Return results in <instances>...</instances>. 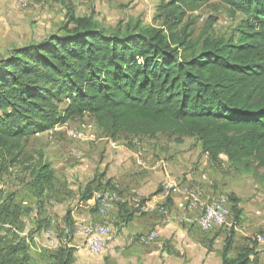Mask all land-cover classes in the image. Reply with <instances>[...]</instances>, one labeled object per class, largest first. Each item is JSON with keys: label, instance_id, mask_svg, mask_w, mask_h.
<instances>
[{"label": "trees", "instance_id": "1", "mask_svg": "<svg viewBox=\"0 0 264 264\" xmlns=\"http://www.w3.org/2000/svg\"><path fill=\"white\" fill-rule=\"evenodd\" d=\"M209 1L161 0L154 15L160 25L136 19L112 30L92 15L70 12L63 33L1 57L0 171L23 163L29 135L85 113L112 139L168 134L179 143L193 137L213 167L224 155L232 169L264 168V0H216L230 16L239 15L238 24L230 34H218L210 16L194 35L188 13ZM29 176L37 198L57 181L41 159ZM103 177L88 181L80 200L113 187ZM13 197L0 201V264H31L30 239L18 234ZM228 201L237 221L239 200L231 193ZM119 208L120 223L136 215L125 203ZM59 243L53 264H72L74 249L66 237ZM232 243L229 235L221 264H249L256 242L234 257Z\"/></svg>", "mask_w": 264, "mask_h": 264}, {"label": "rangeland", "instance_id": "2", "mask_svg": "<svg viewBox=\"0 0 264 264\" xmlns=\"http://www.w3.org/2000/svg\"><path fill=\"white\" fill-rule=\"evenodd\" d=\"M160 1L0 0V58L9 56L13 48L39 42L50 34L63 33L62 27L67 21L70 12L76 15H92L101 26L109 30L114 29L118 25L123 26L128 21L136 19L144 23L160 25V21L154 20L156 8ZM210 16L215 18L213 28L218 34H230L240 18L239 15L230 16L223 3L210 0L188 13V20L194 22L191 25L194 29V35L203 29ZM106 137L108 136L97 126L94 117L88 113L82 116L70 117L50 130L27 137L22 153L25 157L23 163L15 164L12 168L3 172L0 171V201L9 194L12 197L15 196L13 200L18 204L20 214V222L18 224L21 229L18 231L20 236L34 239L30 237V234L34 232L40 219H43L41 212L46 209L47 213L48 208L53 206V197L56 193L64 196L63 201L57 203L60 205L55 206L56 212H54V216L57 219H62L67 214V211L72 209L77 203L78 194L85 183L99 175L104 169H107L108 165L114 161V158H108L111 155L110 151L114 150L113 152H115L116 149L125 150L127 146L132 144V139L136 147L137 145L141 146L142 142V147L145 148V151L148 149L158 151L157 154L160 155L157 156L162 157L163 160L178 158L176 157L178 154L181 161L190 158L187 163L189 168L194 169L197 164L201 165L195 173L200 180H197L198 182L196 180L190 181L188 185L200 189L203 197H205L204 189L206 191H217L214 192L215 195L212 197L222 196L227 200L229 194L234 190L233 187L243 186L244 189H247L249 193L243 201L244 208L248 209V207H251V213L256 218L252 220L253 224L251 225H248L250 223L249 215H244L246 212L242 216L240 213L239 219L241 223L244 222L246 232L249 233L248 240L251 239L250 236L252 235L251 241H255L259 247L256 237L264 236V168H251L250 170L242 168L238 170L232 169L228 166L227 158L224 155H221L222 164L218 167H213L207 162L206 156L200 152V143L193 137H185L178 143L174 141V137L168 134H158L153 138L145 137L141 141L140 137L127 138L124 134H120L116 140L115 147L109 143V140L105 139ZM100 138L103 139L100 140ZM38 159L48 161L57 177V181L43 195V199H46L45 203L41 200L42 198L39 199L33 194L31 195L32 192L30 193L32 190L29 186V170L36 164ZM188 166L186 170H188ZM192 169H190L191 172L193 171ZM183 171L180 168L177 170L176 179L179 181L186 179L184 177L186 173ZM133 198L134 196L132 195L131 201ZM22 200H26L27 204L22 205ZM227 205L229 208L232 207L229 201ZM131 209L135 210L133 205ZM160 210L166 212L165 209ZM256 210L259 212H255ZM135 214H138L136 210ZM229 214L230 218L226 227H229L231 222L236 219L235 212L232 209H230ZM114 226L115 222L113 223ZM110 227L112 230L111 225ZM48 230L50 229H47L46 232ZM111 230L110 233L112 232ZM1 232L4 231L2 230ZM69 232L65 231V235L62 237L68 239ZM56 233H59V231L56 230ZM53 235L57 237L58 244V236L54 233ZM47 239L51 243L50 238ZM35 242L36 240H30V245L32 244V247H34L32 249L29 246L30 263L53 264L52 250L41 245L40 243L42 242H36L41 250L36 251Z\"/></svg>", "mask_w": 264, "mask_h": 264}, {"label": "crops", "instance_id": "3", "mask_svg": "<svg viewBox=\"0 0 264 264\" xmlns=\"http://www.w3.org/2000/svg\"><path fill=\"white\" fill-rule=\"evenodd\" d=\"M117 138L106 137L105 139L109 140V143L115 147ZM143 138L145 137H140V141ZM131 143L125 150L116 149L115 152L111 150V155L108 158H114V161L108 165L107 169L102 171L104 172L102 181L111 180L112 184L118 186L121 193V197L119 194V200L107 210L106 215H101L96 211L92 198L80 200L79 193L77 203L67 211L68 218L65 214L62 219H57L54 216L55 206L60 205L57 203H61L64 196L56 193L53 197V206L48 208L47 213L46 209L41 212L43 219H40L34 232L30 234V237L34 238L30 240L42 242L41 245L53 252L61 246V243L54 244L55 246L49 243L46 230H52L58 236V239H61V236L65 235V229H68L70 232L66 246L74 249L72 264H221L225 241L229 235H232L233 241L229 252L231 257H234L243 245L252 246L250 243L252 235L250 236L251 239L248 240L249 233L246 232L244 222L241 223L240 219L231 222L230 228L225 226L202 230L197 224L201 210L186 205V195L182 192V188L185 187L187 194L188 189L193 187L188 185L189 182L200 180L195 173L201 165L197 164L194 169L189 168L187 163L190 158L181 161L178 154L176 156L178 158L163 160L162 157L157 156L160 155L157 154L158 151H153L154 149L145 151L142 142L141 146L137 145V147L132 139ZM187 166L188 170H186ZM179 168L186 173L184 175L185 180L179 181L176 179ZM190 169L193 171L191 172ZM166 180H170L173 185L177 186V189L166 191L165 186H162V183ZM158 189L161 190L156 193ZM233 189L231 193L239 200L238 207L241 209V216L246 212L244 215H249L250 220L248 225L253 224L252 220L256 216L251 213V207L244 208L243 202L249 191L244 189L243 186L233 187ZM204 190L206 198L212 197L215 195L214 192H217ZM131 192H135L132 201ZM43 195L40 198L45 203L46 199H43ZM141 197L147 198L146 201L149 204L147 212L136 214L127 223H120V204L125 203L131 209L132 202L140 203ZM168 198L170 202H167ZM22 203V205H26L27 201L22 200ZM162 207L166 212L160 210ZM133 208L138 212L134 205ZM255 212L258 213L259 211L256 210ZM114 222L115 226L113 227ZM90 223L93 224L88 225ZM108 223L112 226V232L107 236L104 250L101 253L91 252L86 248L83 239L84 226H91L88 227V234L91 235L96 227L100 225L105 224L111 229ZM56 230L59 233H56ZM152 230L156 231L154 239L148 242L139 239L141 235H145ZM231 231L233 232L231 233ZM36 242L35 250L39 251L40 247ZM30 247L34 248L32 244ZM254 250L256 255L251 256L249 264H264V255L257 243Z\"/></svg>", "mask_w": 264, "mask_h": 264}, {"label": "built area", "instance_id": "4", "mask_svg": "<svg viewBox=\"0 0 264 264\" xmlns=\"http://www.w3.org/2000/svg\"><path fill=\"white\" fill-rule=\"evenodd\" d=\"M162 186H165V190L169 191L170 189L176 190L177 186L173 185V183L170 180H166L162 183ZM100 192L102 193V196L105 197L107 193H110V191H104L100 188ZM182 192L186 195V205L189 206H196V207H203L205 209V216H199L197 223H201L206 229L210 230L213 228V222H220L223 223V227L228 226L229 216L230 214L225 212L220 207H213L212 203H203V202H196L193 201L191 198L187 197V194L185 192V187L182 188ZM135 192H131V195H134ZM134 207L138 210V214L147 212V207H149V204L147 201H144L143 203H134L132 202ZM98 211V210H96ZM88 227L91 226H84V237L85 239V246L93 253H98V248H104L105 247V231L103 228L100 227V231H97V235H89L88 234ZM112 231V230H111ZM47 238H50L51 241H53V235H50V233L46 232ZM156 237V231L152 230L145 235H141L139 239L143 242H148ZM55 244V243H54ZM259 247L264 248V241L259 242Z\"/></svg>", "mask_w": 264, "mask_h": 264}, {"label": "bare ground", "instance_id": "5", "mask_svg": "<svg viewBox=\"0 0 264 264\" xmlns=\"http://www.w3.org/2000/svg\"><path fill=\"white\" fill-rule=\"evenodd\" d=\"M136 144L138 143L136 142ZM103 190L110 191V193H107V195L103 197L100 190H96L93 192V195H92V202L94 203L95 209L98 210L97 212L101 215H104L107 212V210L119 200V194H120V190L118 189V186L116 184H113V187L103 188ZM187 194H188V198H191L193 201L203 202V203H212L213 207L221 206L222 210H224L227 213H230V209L227 205L228 200L225 197L217 196V197L205 198L202 196L203 194L202 191L195 187H192V188L190 187L188 189ZM191 207L198 208L201 210V213L199 216H205V209L203 207H196V206H191ZM197 224L202 230H208L206 229V227L201 225V223H197ZM100 227L103 228V230L105 231V238H106L110 234L111 229L105 225L96 227V229L91 233V235H97V231H100ZM213 227H223V223L213 222ZM65 231L69 232L68 229H65ZM47 232L50 233V235H53L51 231H47ZM256 240L258 241V243L260 241H264V236H257ZM50 242L53 245L54 243L57 244L58 242L57 237L53 235V241L50 240ZM102 249L103 248H98V253H100ZM260 250L262 254L264 255V248L260 247Z\"/></svg>", "mask_w": 264, "mask_h": 264}]
</instances>
